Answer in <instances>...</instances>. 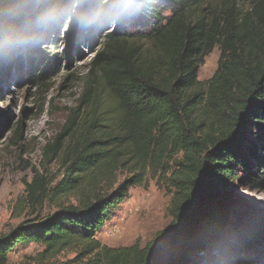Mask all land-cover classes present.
Segmentation results:
<instances>
[{
  "label": "trees",
  "instance_id": "trees-1",
  "mask_svg": "<svg viewBox=\"0 0 264 264\" xmlns=\"http://www.w3.org/2000/svg\"><path fill=\"white\" fill-rule=\"evenodd\" d=\"M12 1L0 8L9 22L0 72H7L5 57L11 68L20 40L68 2ZM112 1L101 22L116 21L118 28L91 63V75L100 81L96 95L106 92L109 106L99 112L98 99L93 106L90 100L96 89L88 88L81 108L89 116L79 135L69 134L57 211L1 236L0 264L31 244L44 247L45 260L76 250L89 264H157L160 240L171 244L174 264H219L215 253L231 231L241 241L233 261L248 260L243 255L254 248L256 232L235 221L225 189L239 183L264 190V0H253L246 11L236 0H223L219 9L209 0ZM217 47L218 68L201 82L200 68ZM23 62L24 81L31 84L60 73L61 60L41 50H31ZM149 174L172 194V223L144 248L102 245L97 235ZM120 175L125 180L113 190ZM103 185L108 189L97 190ZM71 196L76 204L64 202Z\"/></svg>",
  "mask_w": 264,
  "mask_h": 264
},
{
  "label": "rangeland",
  "instance_id": "rangeland-1",
  "mask_svg": "<svg viewBox=\"0 0 264 264\" xmlns=\"http://www.w3.org/2000/svg\"><path fill=\"white\" fill-rule=\"evenodd\" d=\"M236 1L246 11L253 0ZM108 2L113 1L93 4L88 0H68L45 21L41 30L20 40L12 55L10 69L6 57L3 58L7 72H0V119L5 120L0 125V237L14 231L25 221L41 219L57 211L56 204L62 199L58 186L65 179L64 153L69 134L75 132L79 135L81 123L89 116L85 106L81 108L88 88L96 89L90 97L92 106L97 99L99 112L103 113L109 106L106 92L100 94V98L96 95L99 77L91 75L93 59L102 52L106 37L118 28L116 21L101 22L111 6ZM222 2L209 0V5L219 9ZM13 4L12 0H8L0 8H9ZM8 24L1 15V49L6 45ZM31 50H41L50 57L57 56L61 60L60 73L42 83L24 81L28 68L23 58ZM219 58L217 47L205 58L199 71V81L213 77ZM78 110L76 124L67 130ZM156 177V174H149L141 186L131 189L129 197L114 211L97 235L102 245L119 249L137 243L144 248L170 226L172 194ZM124 180L125 176L120 175L113 190ZM83 189L91 197L94 196L95 191L88 183L83 184ZM106 189L108 187L103 185L97 190L103 192ZM225 192L231 196L230 202L238 214L235 221L239 220L243 228L255 230L256 244L243 255L248 260L233 261L234 247L241 241L239 235L231 231L227 243L219 248L218 254L215 253L217 263L264 264V190L231 183ZM64 202L76 204L77 198L71 196ZM159 242L162 247L159 263H171L170 243ZM43 251L44 247L38 244L21 247L9 255L7 264H89L76 250L65 251L49 260L42 256ZM221 254L224 257L220 258Z\"/></svg>",
  "mask_w": 264,
  "mask_h": 264
},
{
  "label": "water",
  "instance_id": "water-1",
  "mask_svg": "<svg viewBox=\"0 0 264 264\" xmlns=\"http://www.w3.org/2000/svg\"><path fill=\"white\" fill-rule=\"evenodd\" d=\"M172 247H171V244H170V250H169V258H170V260H171V263H169V264H174L175 263V259L171 256L172 255ZM159 254H160V252H159ZM159 254H158V257H157V264H160L159 263Z\"/></svg>",
  "mask_w": 264,
  "mask_h": 264
}]
</instances>
